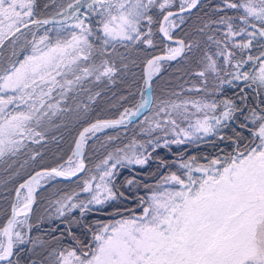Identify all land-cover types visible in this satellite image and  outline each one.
I'll list each match as a JSON object with an SVG mask.
<instances>
[{"label":"snow or ice","instance_id":"6c2138e0","mask_svg":"<svg viewBox=\"0 0 264 264\" xmlns=\"http://www.w3.org/2000/svg\"><path fill=\"white\" fill-rule=\"evenodd\" d=\"M33 2L0 0V45L30 23L50 22L34 18ZM75 5H68L71 11L63 14L64 21L59 22L57 29L58 32L72 29L70 39L58 37L54 44L45 43L50 39L46 33L39 40L34 39L30 55L0 73V160L15 156L27 146L26 142L40 143L44 139L43 129L52 117L69 111L61 106L67 93L82 86L85 80L112 81L118 69L108 60L100 64L91 62L94 45L89 37L100 42L101 52L109 46L115 49L117 44L125 48L136 43L152 47L154 23H159L163 40H173V30L184 23L183 14L203 6L201 0H180L178 11L173 10L174 0H75ZM154 9H158L162 20H154ZM229 10L235 14L229 15ZM213 11L222 14L198 29L204 36L202 41L175 40V47L165 45L166 55L147 60L145 87L135 110L125 109L119 119L97 121L85 127L73 155L82 156L83 145L90 138L87 134L126 126L142 110H151L155 104L151 80L162 67L160 61L175 60L200 49L202 43L203 55L197 61L200 67L194 73L200 84L188 91L218 96L225 86L236 88L244 106L228 98L161 100L155 105L156 119L145 117L142 123L147 126L141 131L149 136L156 131L163 133L147 141L154 152L162 147L202 141L217 134L227 122L235 121L240 113L243 120L238 127L242 131L234 129V136L229 138L234 145L232 151L207 163H199L195 156L181 157L178 167L183 172H170L154 185H144L150 194L139 197V213L134 209H126L130 213L127 216L120 210L110 213L120 218L99 224L95 229L89 227L91 239L87 243L71 231L68 232L73 240L71 246H63L60 237H53L57 246L46 257L48 264H264V100L256 107H248L246 91L254 90L258 100L264 94V0H221ZM90 17H98L95 30ZM209 29L210 35L206 31ZM69 74L73 79L68 78ZM54 92L59 99H55ZM54 99L55 103L50 102ZM125 148L128 151L117 148L96 165L98 176L85 180L80 190L88 194L86 199L73 193L55 202L58 217L75 209H79L81 216L101 211L109 201L118 199L114 183L117 166L142 167L151 158L147 146L135 139ZM84 169L85 163L80 159L74 167L37 171L19 185L12 216L0 228V264H19L13 258L17 247L36 245L20 228L24 225L31 228L27 218L42 181L46 183L56 177L70 179ZM126 183L138 182L128 179Z\"/></svg>","mask_w":264,"mask_h":264},{"label":"trees","instance_id":"16d2710c","mask_svg":"<svg viewBox=\"0 0 264 264\" xmlns=\"http://www.w3.org/2000/svg\"><path fill=\"white\" fill-rule=\"evenodd\" d=\"M63 2H65V0L59 3L58 0H34V18L39 21H50L47 24H40V26H43V30L49 29L52 32L56 27L60 26V23H53L51 20ZM177 4V0H174V11L178 10ZM220 4L221 0H201L202 7L193 9L191 13L183 14L185 17L184 23L180 28L174 29V38L186 42H191L193 40L202 41L204 36L198 31V29L203 27L205 22L218 19L219 15L222 13H215L213 8ZM80 11L84 12V9L81 8ZM228 14L234 15L235 13L232 10H229ZM153 16L154 20H160L161 15L159 14L158 9L153 10ZM97 19L98 17H90L91 26L94 30L97 27ZM88 22L89 21L86 20V23ZM158 24L159 23L156 22L152 26L154 40V45L152 47H148L143 43H136L129 48H125L117 44L115 49L109 46L106 51L101 52L99 49L103 46L100 42L95 39V37H89V40L94 45L91 62L100 64L103 60H108L115 64L118 71L112 78L111 82L106 78H103L100 82H96L94 79L90 78L89 80H85L82 86H77L73 91L67 93L66 100L62 102L61 106L68 108L69 111L58 112L56 116L52 117L51 122L43 129L44 139L37 144L26 142L27 146L15 156H6L0 160V228L4 226V223L10 216L14 193L19 184L37 171L54 168L58 166L59 163H63L72 154V143H74L76 135L82 130V128L97 120L114 119L125 109H133L137 103L140 102L141 91L144 88V63L150 55L149 52L151 51L153 54H158L165 49L164 44L166 43L162 41L157 31ZM215 27L216 25H211V28ZM206 31L209 35L212 34L210 29ZM216 35L219 36L220 33L217 32ZM63 37L66 36H60V38ZM214 50L215 46L212 47V51ZM253 51L255 52L256 49H253ZM202 55L203 43L201 44L200 49L186 52L184 56L177 58L173 62L163 63L156 77L151 81L152 96L155 100L153 108L148 110L141 118L133 123L127 124L123 127L109 129L112 132L115 131L118 133L116 138L117 144H115V147L125 149V146L130 145L132 140L135 139L140 143H144L148 148V152H151V158L143 168L117 166L116 171H118V175L116 176L114 183L118 199L109 201L101 211L87 212L83 216H81L80 211L74 212L71 218L76 221L75 228H72L70 223H63L57 220H54L50 225H45L40 221L42 217H39L40 219H38L32 214V216H28L27 218L31 228L29 229L27 225L24 226V232L27 234V237L32 238L31 236H35V234H39L41 238L46 239L52 238L53 235L54 237L59 236L65 240H63V242L66 245L71 246L73 245V240L68 236V232L71 231L75 237L79 238L82 242L87 243L91 239V233L88 229L89 227L93 229V223L120 217L110 215V213H114L116 210H120L124 216L130 214L126 209H134L136 213L141 210L138 206V201L139 197L145 196V193L139 191V189L138 192H133L132 194L129 189L132 190L133 187L126 184L128 179H133L138 182L134 184V186L137 185L141 187V185L150 180H156L158 176V172H156L157 170H168L171 163L178 156L184 155L191 150H194L192 154L196 157L202 154H206L208 155L207 157H209L218 152L224 155L232 151L234 145L229 138L234 136V129L236 131H242L238 127L239 123L242 121V119L239 118L235 121L227 122V126L224 127V130L222 132L220 131V134H216V142H213L215 150L212 152H210L209 149L199 150L205 142L182 146L172 145L169 148L162 147L152 152L151 146L147 145V141L151 139L150 137L154 135V132L149 136L141 131L143 127L147 126L142 123L144 118L152 116L151 113L156 110L155 105L159 104L161 100L173 101L176 99L177 95L174 93H177L179 86H181V98H199L207 99L209 101L213 99L223 100L228 98L235 101L237 105L241 107L244 106L243 102L239 99L237 94L238 89L236 88L225 86L223 92L218 96L204 92L197 93L195 91H188L193 85L200 84V81H186V79H200L195 76L194 73L200 67L197 61ZM80 63L83 64L85 62L80 61ZM180 68L186 72L180 75ZM68 78L73 79L71 74H69ZM208 87L209 89L212 87L211 78ZM246 91L248 93V107H256L260 101L264 100V94H261L258 100L254 90L246 89ZM94 95L97 96L92 103ZM53 96L55 99L60 98L56 92L53 93ZM55 99L50 102L55 103ZM108 99H112L115 104H118L117 109L113 112H109L110 110L108 111V109L105 108L109 103ZM86 106H90V108L86 109ZM245 112H247V109H245ZM107 132L98 135L96 139L106 136ZM244 134L248 135L247 132ZM220 137H224V139H221ZM103 141L104 139H102L101 142ZM87 152V150L86 153L84 152L83 159L85 166L91 167ZM33 156L36 158L32 159ZM54 181L56 180H49V182L37 192V203L40 202L43 190L52 186ZM64 183L66 184L67 182ZM120 193H123V196H121ZM34 211H36V208L32 210V213ZM15 251L17 252V255L13 258L18 260L19 264H33V262H35V264L39 263L34 259V256L29 255V248L24 244L19 245Z\"/></svg>","mask_w":264,"mask_h":264},{"label":"rangeland","instance_id":"374dc122","mask_svg":"<svg viewBox=\"0 0 264 264\" xmlns=\"http://www.w3.org/2000/svg\"><path fill=\"white\" fill-rule=\"evenodd\" d=\"M62 1L63 0H58V3L62 2ZM177 2H178L177 6H178V9H179L180 0H177ZM69 4H73L74 6H76L75 5V0H65V2H63L59 6L57 12L53 15L52 20H63L64 19V15L63 14L65 12H70L71 11V9L68 8ZM160 20H162V16H161ZM177 23H179L178 19H177ZM42 27L43 26H40V24L37 25V24H31L30 23L27 28H22L21 32L16 33L15 36H8L4 40L3 44L0 45V73H2L4 70H7L12 63H14V62H16L18 60H22L25 55H30L32 53V43L34 42V39L35 40H39V38L41 36H44L46 33H47V35H48V37L50 39H49V41H46L45 43H49L50 42V43L54 44L56 42L57 38L60 37L61 35L66 36V37H63V38H67V39L71 38L69 33L72 31V29L64 28V29H62L61 31L58 32L57 29L60 28V26H58V27L55 28L54 31L51 32L49 29H47V30L44 29L43 30ZM157 31H158L162 41L166 43V44H164V48L165 49L163 51H160L158 54H153V52L150 51L149 52L150 55H149L148 59H151V58H153L155 56L166 55L167 54V48L165 47V45H169V46L175 47L176 46L175 40H181V39H178V38H174V36H173V40H170V41L169 40H163L162 34L159 31V24H158V27H157ZM173 32H174V30H173ZM173 32H172V35H173ZM33 33H35V37L33 36ZM13 41H15V43H13ZM40 47H44V45H40ZM147 60L144 63V67L147 64ZM167 61L168 60H162V61H160V64L163 65V63H165ZM185 72L186 71H184L183 69L180 68V75L185 73ZM156 75H157V73L153 76V78L156 77ZM186 81H200V79L187 78ZM177 93H180V95L177 96L176 99H174L173 101H177L178 102L179 100L186 99V98H181V86H179V89H178ZM96 96L97 95L93 96L92 103L96 99ZM108 101H109V103L107 104V106L105 108H107L108 111L110 110L109 112L115 111V109H117L118 104L117 103L115 104L112 101V99H108ZM135 107L133 109H131V110H134ZM88 108H90V106H86V109H88ZM156 111H157V109L151 113L152 116L149 117L150 120H155L156 119ZM192 111H195V110L193 109ZM162 115L163 114H161V118H163ZM237 118L243 120V116H241L240 114H237ZM102 120H108V119H102ZM97 121H101V120H97ZM184 126H187L186 123L184 124ZM120 127H123V126H120ZM109 129L110 130L114 129V127L105 128L102 131L96 132L95 135H92L91 133L87 134L88 137H90V138L86 139V141H85V143L83 145V152L82 153H83V156H84V152L86 153V150L88 151L87 154L89 155V163L91 164V167L85 166V169L83 171H81L77 176L72 178L71 180L61 181V180L55 179L56 181H54V184L52 186H50L48 188H45L43 190V195L41 196L40 202L37 203V199H36L37 192L42 187H44L46 183L49 182L48 181V182L45 183V182L42 181L43 186L37 188V191H36V194H35V201H34V203L32 205V209H31V211L29 213V216H32V214H33V216L38 218V219H40L39 217H42L40 219V221L43 222V224H45V225H50L52 222H54V220H57V221L63 222V223H65V222L70 223L72 228L76 227V221H75V219L73 220L71 218V216H72V214L74 212L79 211V209H75V210H73L70 213H66V215L64 217H58L57 214H56V211H55V209L57 207L55 202L59 201V200H62L64 197L70 196L73 193H79V199H86L88 197L87 193H83V192L80 191L82 189V187H83L84 181L88 180L92 175H97L98 176V173L96 171V165L100 164L108 156V154L110 152H115L116 149L119 148V147H115V144H117L116 138H117V134L118 133H116L115 131L112 132ZM223 130H224V127L220 128L218 133L220 131L222 132ZM105 132H107L106 136H104V137H102L100 139H96L98 137V135H100L102 133H105ZM78 134L75 137L74 143H72L73 144L72 147L74 146V144L76 142V138H77ZM153 134L154 135H152L150 137L151 139H154L157 135H160V136L163 135V133H160L159 131H156ZM102 139H104L103 142H101ZM214 141L216 142V134L204 137L202 141H198L197 142V143L205 142V144L199 150H207V149H209L210 152L214 151L215 150V145H213ZM161 143H162V141H161ZM185 145H188V144H185ZM180 146H182V145H180ZM125 151H128V149L125 148ZM193 152H194V150H191V151H189L188 153H186L184 155L178 156L171 163V166L168 168V170H166V171L157 170L156 172H158V176H157L156 180H154V181L150 180L149 182H146L145 184L154 185L159 180V178L161 176L166 175V174H168L170 172H178V173L183 172V170L179 169V167H178L179 161H180L181 157L183 159H187L188 157L193 156V154H192ZM218 155H223V154L218 152V153H215L214 155H211L209 157H207L208 155H206V154H202V155H199L197 157L195 156V157L197 158V161L199 163H207L208 160H210V159H212V158H214V157H216ZM204 157H207L208 159L205 160ZM70 158H71V160H70ZM83 161H84V159H83ZM77 162H78V159L73 156V152H72V154L63 163H59V165L56 166V167H59V166H63L64 168L74 167ZM132 166L133 167H138V168H143L144 167V166L141 167V166H136V165H132ZM60 181H61V183H60ZM64 182H67V183L65 184ZM95 183H96V181H93V185H95ZM145 184L141 185V187H139L137 185H135V186L134 185H128V184L127 185L133 187L132 190L129 189V191L132 192V194H133V192H138V190L140 189L139 191H143V193H145L144 197H146L150 193L144 187ZM24 194L26 195V190H25ZM14 195H15V193H14ZM13 202H14V197H13ZM16 202H17V198H16L15 203ZM34 208H36V211H34L32 213V210ZM140 211H138L137 213H139ZM10 215H11V212H10ZM125 216H127V215H125ZM119 218L120 217H116V218H110V219H106V220H101L99 222H95V223L92 224L93 229L97 228L99 224L108 223V222L112 221L113 219H119ZM20 219H24V217H20ZM24 226H21V228H20V230L23 231V232L25 230ZM31 237L32 238H29V237L28 238L30 240H35L36 241V245L33 246L31 243L24 244L29 249H32L31 251H29V255L30 256H34L35 257L34 259L36 261H38L40 264H48V260L46 259V257H48L49 252L54 247L57 246V242L52 239L54 237V235L50 239L41 238L39 234L38 235L35 234V236H31ZM56 237H59V236H56ZM63 240L64 239H62V238L60 239V244H62L63 246H68V245H66L63 242ZM41 241L43 243H41Z\"/></svg>","mask_w":264,"mask_h":264},{"label":"water","instance_id":"95a60500","mask_svg":"<svg viewBox=\"0 0 264 264\" xmlns=\"http://www.w3.org/2000/svg\"><path fill=\"white\" fill-rule=\"evenodd\" d=\"M178 11V10H177ZM41 21H43V20H41ZM63 21V20H62ZM62 21H56L55 23H58V22H62ZM161 56V55H160ZM178 58V57H177ZM168 61H173V60H168ZM145 68H146V66L144 67V84H145ZM152 94V93H151ZM147 110H142V112H141V114L139 115V116H137V117H134V118H132V122H135L136 120H138L145 112H146ZM120 117H118V118H116V119H119ZM112 120H115V119H112ZM101 121H103V120H101ZM95 122H97V121H95ZM95 122H93V123H95ZM93 123H91V124H93ZM91 124H89V125H87L86 127H90V125ZM121 126V125H120ZM85 128V127H84ZM84 128L80 131V132H82L83 130H84ZM80 134V133H79ZM79 134H78V136H77V138H76V141H77V139H79ZM75 150H76V142H75V144H74V146H73V153L75 152ZM74 156V155H73ZM82 156H83V153H82ZM82 156H74V157H76L77 159H78V161L80 160V159H82L83 157ZM84 162V161H83ZM50 170V169H49ZM40 171H42V170H40ZM80 172H78L77 173V175L79 174ZM33 175H35V173L34 174H32L31 176H33ZM76 175V176H77ZM30 176V177H31ZM29 177V178H30ZM75 177V176H74ZM74 177H71L70 179H65V178H63V177H56L58 180H63V181H68V180H71L72 178H74ZM29 178H27L26 180H28ZM25 180V181H26ZM23 183V182H22ZM19 187V186H18ZM17 187V188H18ZM35 194H36V192L34 193V196H35ZM16 198H17V196H16V192H15V195H14V202H13V204H15V201H16ZM34 201H35V199H34ZM13 204H12V206H13ZM32 209V208H31ZM11 216H12V207H11V215H10V217L9 218H11ZM9 218L6 220V222H5V224H4V226L7 224V222H8V220H9ZM3 226V227H4Z\"/></svg>","mask_w":264,"mask_h":264}]
</instances>
